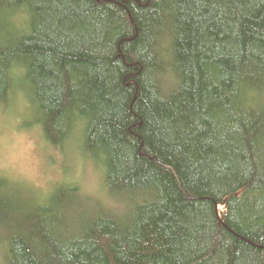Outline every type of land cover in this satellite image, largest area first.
I'll return each mask as SVG.
<instances>
[{
  "label": "trees",
  "instance_id": "16d2710c",
  "mask_svg": "<svg viewBox=\"0 0 264 264\" xmlns=\"http://www.w3.org/2000/svg\"><path fill=\"white\" fill-rule=\"evenodd\" d=\"M15 101L65 164L0 178V264H264V0H0Z\"/></svg>",
  "mask_w": 264,
  "mask_h": 264
},
{
  "label": "rangeland",
  "instance_id": "374dc122",
  "mask_svg": "<svg viewBox=\"0 0 264 264\" xmlns=\"http://www.w3.org/2000/svg\"><path fill=\"white\" fill-rule=\"evenodd\" d=\"M11 107L9 112L0 111V178L7 179L32 202L41 204L65 161L57 150L41 147L33 113L23 108L20 101L12 102ZM72 170H83L78 179L87 193H102L97 169L76 162Z\"/></svg>",
  "mask_w": 264,
  "mask_h": 264
},
{
  "label": "clouds",
  "instance_id": "9594fccd",
  "mask_svg": "<svg viewBox=\"0 0 264 264\" xmlns=\"http://www.w3.org/2000/svg\"><path fill=\"white\" fill-rule=\"evenodd\" d=\"M20 19H24V20L27 19L26 13L23 8L17 13V16L14 18V21Z\"/></svg>",
  "mask_w": 264,
  "mask_h": 264
}]
</instances>
